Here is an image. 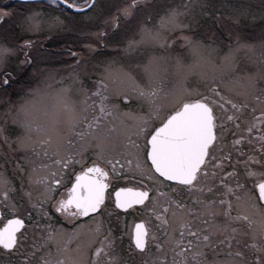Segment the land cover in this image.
I'll use <instances>...</instances> for the list:
<instances>
[{"label": "snow or ice", "instance_id": "6c2138e0", "mask_svg": "<svg viewBox=\"0 0 264 264\" xmlns=\"http://www.w3.org/2000/svg\"><path fill=\"white\" fill-rule=\"evenodd\" d=\"M62 2L69 8L75 9L89 8L90 4L94 6V0H83V4L79 0H72L71 3L70 0H62ZM53 3H56V0H53ZM262 3H264V0H262ZM137 4L138 0H128L123 7L118 8L117 14L110 18L111 28L116 29L118 27L120 17L132 16ZM189 7L191 5L186 6L183 12L186 13ZM12 11L7 5L0 7V22H7V19L12 15ZM181 15L182 12L177 9H170L161 15L158 21L159 27L148 33L151 40L161 45L171 43L168 37L163 35L162 30H175L176 28L186 27L181 22ZM29 22L30 25L35 26V16L29 17ZM217 22H220L221 27H216ZM53 23H60L59 18H53ZM105 23L107 26V22ZM213 27L219 33L217 42L227 41V44H225L227 51L221 57L222 62L227 66L233 64L235 53L241 49H253L256 46L254 43L248 42L249 37L236 30L235 22L233 25L223 27L219 13H216L213 17ZM94 35L98 37L97 44H103L104 39H106L105 34L97 32ZM182 39L184 41L183 47L189 51L197 62L206 59L205 53H211L215 50L213 42L209 41L208 44H205L201 39L196 38V34L184 35ZM31 43L30 40H24L23 46L19 50L14 46L0 45V63L17 51L24 57L22 61H19L21 65L30 63L31 57L23 49L29 48ZM131 43L133 42H130V45ZM95 46L89 45L90 48ZM259 46L264 49V28L260 32ZM69 54L74 57L78 55L71 52ZM177 67L191 66H185L177 59ZM110 71L109 67V75ZM145 73L149 77L148 86L137 85L135 91L139 97L148 102V112L123 114L135 121L134 131L125 127L123 121L119 120V116L116 115L118 105L106 103L108 97L102 94L101 90L106 93L108 84L105 83L104 79H101L95 93L92 94L99 97L98 109L95 107V100L89 104L90 97L87 90H85V95L81 101L84 107L80 110H77L74 103L67 96L65 89H61L55 94L54 101L51 104L43 101L37 103L34 98L25 100L17 108L13 116V123L24 128V136L29 144L26 145L24 140L19 138L18 144L21 147H27L34 156H39L42 150L43 155L49 157L51 164L62 165L66 169L69 163H80L89 148L96 149L95 154L99 159H102L108 146L112 143L114 135L119 132L125 140L124 150H126V155H135V168L141 171L142 174H148L149 179H152L158 173L159 177H163L167 181L177 182L190 193L193 191H211V187L206 186L202 181H207L210 175L215 177V170L218 167L223 171L221 167L223 161L229 160L231 155L229 153L223 158L212 155V149L217 147L220 139L217 135V128L219 127L223 133L224 121L214 115L210 100L205 102L206 98L203 96L193 98L191 90L188 89H181L174 93H164V100L171 104V109L165 116H161L160 113L164 107L159 99L161 90L154 86L150 65L145 66ZM106 78L108 77L106 76ZM9 79H11L10 75L6 74L3 83L7 85ZM215 88L216 85L213 84V90ZM254 88L255 82L249 80L245 88V94L251 92ZM118 95H122L124 100L129 98L126 93H118ZM227 103L231 104L232 109L245 107L243 104L238 106L232 103L231 100ZM89 109L93 113L91 118L87 115ZM109 116L113 118L111 121L107 120ZM154 118H159V126L152 131L149 124ZM226 119L232 121L235 117L227 115ZM218 121H220L219 125ZM61 124L64 125L63 129L59 127ZM251 130V128L247 129V131ZM133 135L137 138L141 135L145 137L146 159L150 161V166L147 169H145L139 156L140 145L131 139ZM33 136H35V139H33ZM261 139L264 140V136H261ZM239 142V140L235 141V143ZM61 153H64V155H61ZM52 156L56 158L51 159ZM108 163L112 165V172L116 173V163L118 161L113 163L112 160H109ZM126 163L131 166L132 160L127 159ZM209 164L212 166L211 173L209 172ZM38 167L48 169L49 166L42 164ZM153 169L154 173L152 172ZM250 174L256 175L255 172ZM223 175H228V173L223 172ZM56 177V172H49V174L44 175L37 173L34 169L33 174L28 179L30 182L43 186L45 198L52 200L55 211L61 213L69 221L76 217L87 216L89 213H96L97 217L100 215L97 210L101 209L104 204L105 190L109 187L108 170L101 167L96 161H93L88 167H83L75 175L74 182L67 190L66 199L63 195L59 199L54 198V189L60 184V180ZM124 179L127 180L128 176L125 175ZM4 183L7 184V180ZM219 183L223 184V180H220ZM242 187L240 184L235 185L237 189ZM225 189V196L232 194L238 206L252 211L248 214L241 212L237 216H232V201L228 199H222L218 202L204 201L193 195V205L175 200L171 201L175 205L172 215L178 217L180 229L179 237L173 240L172 244L174 249L177 250V256L182 257V259L176 260L175 264H246L243 260L244 253L240 251L235 253L229 251L225 257L217 256L211 261L207 259L205 254L206 249L216 250L218 247H224L225 245L231 248L234 235H224V233L230 231L235 234L237 232V228H230V224L234 221L246 223L247 231L243 234L251 235L253 238L252 246L257 248L259 252H264V173L259 174V181L254 184L256 191H253L247 197L236 196L232 186L225 185ZM172 190L175 191V189ZM149 191L150 189L143 187H118L110 195L115 197L117 207L126 209L133 204H144V201L149 199ZM253 196L256 197L255 200L252 199ZM5 198H7L6 193ZM217 204L226 205V207H223L221 211L216 209ZM194 205H199V207ZM34 206L40 207L41 205L36 204ZM162 208L163 212L166 213L169 205L165 204ZM220 215L225 218L223 222L216 219ZM250 215H256L258 219H250ZM204 217L207 218L204 219ZM160 218L158 215L157 219ZM163 223L167 224L168 221L165 219ZM96 224L95 231L99 233L100 222L97 220ZM23 227L24 220L17 215H12V218L3 221L2 226H0V247L7 250L10 255L19 253L21 264H30L29 257L35 256L37 243H33L28 252L22 251L25 247L26 236L25 232L18 234V230ZM185 232L190 237L189 239H185ZM221 236H223V239L219 238ZM71 238L69 237V240ZM148 238L149 229L145 226V223L143 221L137 223L132 236L135 248L142 251L146 250ZM256 238L260 241L259 245L255 243ZM152 239H155V237L153 236ZM47 242L57 245L55 254L49 249L44 254L47 259L42 256L37 264H84L81 255L68 254L70 251L68 242L64 240L61 233H50L45 237V242L40 243V249H43ZM113 243V240L104 237L101 245L95 248L93 264H99L98 258L101 255L106 257L110 264H118L117 258L110 255ZM160 247H163V245H160ZM234 257L242 259L237 262ZM254 259L257 264H261L259 256ZM164 260L166 261V257Z\"/></svg>", "mask_w": 264, "mask_h": 264}, {"label": "flooded vegetation", "instance_id": "af4514ba", "mask_svg": "<svg viewBox=\"0 0 264 264\" xmlns=\"http://www.w3.org/2000/svg\"><path fill=\"white\" fill-rule=\"evenodd\" d=\"M114 3H121V0H111ZM155 1V5L157 9L161 7L169 6L170 3H179L176 0H153ZM201 1V0H196ZM211 4L215 2L214 0H208ZM224 1V0H219ZM254 4L263 5V6H252L251 3L248 2V6H241L242 13H253L258 14V18L260 20L254 21L253 23L248 24L249 30L243 31V23L238 22L236 30L239 31L244 36L249 37V43H254L255 48L251 49V53L255 58V61L258 63L259 67L264 70V49H261L259 46V38L255 36L256 32L260 34L261 29L264 28V3L262 0H248ZM72 0H70V3ZM81 4H83V0H79ZM140 3V1L138 0ZM229 4L233 2V0H227ZM246 2V1H245ZM37 3H25L20 0H0V7H4L7 5L8 8L12 9V15L7 21L12 22V28L9 29L10 24L7 22H0V41L2 40L8 41V34L11 33L12 29H15L17 26L16 23L18 20L28 12L25 8H19L22 4H30L35 5ZM42 3V2H41ZM225 3V2H222ZM44 6L42 7L46 12H50L51 15H59L60 17L64 16L65 21H72L73 26L78 24L74 30H71L67 33L65 38H56L55 44L52 46V57L55 58V63L57 62L55 68L60 67L59 69H63V67H67V65L77 62V65L74 67H69L67 70L68 74H71L73 71H77L78 74L84 77L82 85H76L72 87H68L70 89L67 92L71 100L73 96L71 94H75L79 96V101L75 102V107L77 110H80L84 107L81 103L83 97L85 95V90H87V94L89 95V104L93 100L96 99L97 96L92 95L95 93L97 86L91 85L88 77L89 75H94L98 77V80H101L102 76L97 72H90L89 67L96 63L102 62L103 55L98 54L97 52L105 49L107 47L106 41L103 42V46L101 44H97L98 37L94 35L97 32H103L105 34L106 39L109 40V37L114 33L115 39L116 37H120L119 28L115 29H107L106 27L100 30V25L104 24V20L101 18L107 17L109 14H117V9L119 6H114L109 10H102L101 0H94V6H91L84 11H71L68 8L64 7L60 3H42ZM100 8V9H99ZM206 9L200 8V10H195V12H205L208 14L206 17L207 20L200 24V29L196 30L198 33L197 38H202L206 40V42L211 41L216 45L221 51L226 50L225 44H227L226 40L217 42V36L219 35L213 27V17L216 13L220 15H227L231 17L229 11H233V6H217L211 9L205 7ZM99 9V11H98ZM95 10L94 13H98L99 20L96 22H89V18L91 15L87 16L85 19L81 16H86L91 11ZM141 11V10H140ZM47 14V13H46ZM66 16V17H65ZM76 20L77 22L73 21ZM223 27L230 26L231 24L228 22L226 17L221 18ZM79 20H83L78 22ZM72 26V27H73ZM252 26V28H250ZM216 27H221L220 22H217ZM100 30V31H99ZM226 35V33H225ZM32 37V38H31ZM35 36L30 35H22V32H18V37L16 38V42L30 40L31 46L27 48L29 51H33L36 48H40L43 44H40L39 40L33 41ZM2 39V40H1ZM104 39V40H106ZM183 40V39H182ZM181 40V41H182ZM179 41V42H181ZM23 43V42H22ZM5 44V43H4ZM6 45V44H5ZM17 45V44H16ZM89 45H96L94 48H90ZM36 47V48H34ZM89 49H91L90 52ZM36 51H39L36 49ZM77 53V56H72L69 53ZM89 56V57H88ZM223 55L220 56V58ZM86 57V58H85ZM92 58V60H89ZM87 59V62H86ZM62 60L65 62L64 66H59L58 62ZM232 67V65L230 66ZM88 69V74L86 70ZM16 74H20V71ZM11 79L8 80V84L0 85V106L5 103V100L9 98L11 99V104L15 105L18 100H14L18 95L21 94H30L31 86L16 84V76L13 73H8ZM239 80L234 79L229 85V87H216L212 96L213 102L210 106L213 107L214 115L219 117L220 120L224 121L225 128L223 133L217 128V135L220 137L218 145L216 148L212 149V155H215L218 158H223L227 154L230 155L229 160H224L222 164L223 171L218 167L216 171L215 177L210 175L207 181H202L206 184V186L211 187V191L209 192H198L193 191L189 192L185 187L180 186L177 182L167 181L163 177H159V175L155 174L159 177L157 180L161 185H154L153 178L149 179L148 174H142L141 171L135 168L136 157L135 155L127 156L125 148V140L124 138L117 132L114 135L112 143L108 146L107 150L104 153V157L99 159L97 157L96 149L89 148V150L84 154L83 159L80 163H69V166L65 169L62 165H54L51 164L49 159L43 160V155L36 156L38 159L35 161L33 158V154L30 155V162H39L38 164H34L29 166L28 168L24 167V171L20 172L15 170L14 165H5L3 167L4 170L0 171V226H2V222L7 219L12 218V215H17L21 219L24 220V227L18 230V234L20 232H25L26 239L24 241L25 247L22 249L23 252H28L31 249V245L33 243H37V250L35 256H30V264H37V261L43 256L47 259V256L44 254L51 249L55 254L57 245L52 242H47L46 246L43 249H40V243L45 242V237H47L50 233H61L65 241L68 242V248L70 255L76 256L81 255L84 264H93V253L95 252V248L99 247L104 239L107 237L106 234V222H113L110 231L108 232V237L117 239L115 241L117 244L116 250L114 252L129 254L130 257L134 260L132 264H142V259L144 255H149L151 253V257L156 254L154 253L159 247V241L157 237L161 236L163 233V237L165 234L169 235L171 238H178L180 229H179V220L178 217H173L172 212L175 209V205L171 203L172 200L178 201L180 203H186L188 205H193L192 196L195 195L199 199L204 201H220L222 199H228L232 201V210L231 215L237 216L241 212H245L242 209H239L236 200L232 194H228L225 196V185L232 186L233 192H235L236 196L247 197L253 191L254 184L259 181V174L264 173V140L261 139V136H264V82L257 77L256 75H247V76H238ZM249 80L255 82V88L245 94V88ZM145 86V85H142ZM147 87V86H145ZM40 88V87H39ZM34 91H36L37 86L33 87ZM108 86V91L106 94L109 98H112L113 104L118 105V110L116 115L119 116V120L123 121V125L131 130L134 129L135 121L128 116L123 115L124 113H147L149 109L148 102L139 97L135 91L136 87L129 86L124 90H111ZM30 92V93H29ZM118 93H126L128 95V99L124 100L122 95H118ZM222 95V96H220ZM259 97V99H257ZM164 100V97H162ZM231 100L232 103L237 104L238 106L243 104L245 107L238 109H232L231 104H228L227 101ZM219 103H216V102ZM167 104V101H165ZM108 103V102H106ZM95 107L99 108V101H96ZM171 109V108H170ZM164 106L161 110V116H165L169 111ZM90 112H87L89 118L93 115L91 109ZM227 115H232L235 117L234 120L228 121L226 119ZM113 118L109 116L107 120L111 121ZM218 121V125H219ZM119 123V122H118ZM159 126V118H154L150 124V130L154 131L155 127ZM1 127V124H0ZM251 128V131H247V129ZM17 132L18 128L16 126H12L10 128V124L7 125L6 129L0 128V145H5L7 142V138L10 135V132ZM8 136V137H7ZM131 139L140 145L139 156L141 161L144 164L145 169L150 166V161L146 159V148H145V137L141 135L137 138L135 135L131 137ZM239 140V143H235V141ZM11 144V143H10ZM8 148L10 145H7ZM13 146V145H11ZM14 147V146H13ZM64 155V153H61ZM14 157V155H13ZM55 156H52L51 159H55ZM127 159L132 160V165L129 166L126 163ZM109 160H112L113 163H116V173L112 172V165L108 163ZM43 161H48V169L45 171H41L38 167L42 164ZM93 161H96L100 164L101 167H104L109 171L108 184L109 187L105 190V201L101 206V209H98L97 212L100 215L97 217L96 213H89L87 216H81L73 218L71 221L65 218L61 213L55 211L52 205V200L46 199L44 195H42L41 189L43 186L35 183V186H31L33 190L34 202L32 205L28 204V208L22 211L16 205L10 207V201L14 204L17 201H23V204L29 201V194L25 196L22 193V189L26 187L29 183L26 170H36L39 174L47 175L49 172H56L57 179L60 180V184L54 189V198L59 199L62 195L66 199L67 198V190L71 187L72 183L75 180V175L81 171L83 167H88L91 165ZM19 169L22 167L19 166ZM22 171V170H21ZM212 166L209 164V172L211 173ZM154 173V169L152 170ZM223 172H227L228 175H223ZM255 172L256 175H251L250 173ZM128 176V179L125 180L124 176ZM7 180V184L4 181ZM220 180H223V184L219 183ZM240 184L243 187L241 189L235 188V185ZM214 185V187H213ZM16 187L18 188V192L20 195L17 196ZM39 187V188H38ZM118 187H143L150 189L149 191V199L144 201V204H133L130 205L126 209H122L116 206L115 197L111 196L110 193H113ZM175 189L174 192H169V189ZM155 189V190H151ZM5 193L7 194V198H5ZM163 195H160V194ZM258 195V191H257ZM44 196V198H42ZM161 198V201L156 202L157 205H153V202L157 201ZM171 198V199H169ZM253 200L256 199L255 196L252 197ZM9 201V203H8ZM39 204L40 207H35L34 205ZM168 204V211L163 212L162 206ZM217 204L216 206H218ZM199 207V205H194ZM221 211L223 207L221 206ZM145 209V211H144ZM74 210V209H73ZM252 211V210H250ZM245 214H248L245 212ZM160 216V219H157V216ZM179 215V214H178ZM95 217V218H94ZM92 218H94L93 223L89 222ZM207 217H204L206 219ZM250 219H258L256 215H250ZM167 220L168 223L164 224L163 220ZM218 221L223 222L221 219H225L223 215L216 217ZM100 222V231L97 233L95 231L97 224L96 221ZM143 221L145 226L149 229V238L146 241V250H139L135 248L134 241L132 240V236L134 235L135 225L139 222ZM89 223L93 226L91 229V233L89 232ZM202 228V225H201ZM230 228H237V232L235 234L229 232L224 233V235H234V239L231 241V248H228L226 245L224 247H218L216 250L206 249L205 254L208 260H213L219 257H225L226 254L231 251L235 253L237 251L243 252V260L246 264H257L255 261V257H260L261 264H264V253L259 252L257 248L252 246L253 238L251 235H244L243 233L247 231L246 223L243 221H234L230 224ZM155 239H152V237ZM69 237H72L69 240ZM162 237V238H163ZM187 232H185V239H189ZM223 239V236L219 237ZM151 241L152 243H150ZM239 241V243H237ZM150 245H149V244ZM255 243L259 245L260 241L256 238ZM154 245V246H151ZM247 245V247H245ZM79 246V247H78ZM118 249V250H117ZM168 254H172L171 264H175V261L178 259H182V257H178L174 249L173 245H168L163 248ZM93 251L90 255V251ZM153 250V251H152ZM126 254V255H127ZM123 257V256H122ZM99 264H105V257L101 255L99 258ZM159 259L163 260V256H160ZM234 259L239 262L242 258L234 257ZM163 262V261H162ZM0 264H21V255L18 253L16 255H10L7 250L2 249L0 247ZM131 264V262L129 263ZM167 264V262H166Z\"/></svg>", "mask_w": 264, "mask_h": 264}, {"label": "rangeland", "instance_id": "374dc122", "mask_svg": "<svg viewBox=\"0 0 264 264\" xmlns=\"http://www.w3.org/2000/svg\"><path fill=\"white\" fill-rule=\"evenodd\" d=\"M137 8L134 10L133 15L127 18L120 17L119 25V34L120 37H116L113 33L109 40L106 39L107 47L99 52L104 56L102 58V62L96 63L89 67L90 72L97 71L102 78L105 80V83L111 87V90H124L131 87H137V85H145L148 86L149 77L145 73V66L150 65L152 79L154 82V86L161 90L160 100L164 104L167 110L171 108V104L167 102L165 104L162 97H164V93H174L181 89L191 90V95L193 98H200L201 96L205 97V101L213 102L212 96L214 93L213 84L216 87H229L230 83L234 79H238V76H247V75H256L264 82V70H262L258 63L255 61L254 56L251 53V49H241L237 53H235L234 62L232 67L225 65L220 56L224 55L227 51H221L216 45L215 50L211 53H205L206 59H202L199 62L189 53V51L183 47L184 41L182 37L184 35H192L196 34V38L199 37L196 30L200 29V24L205 20H207L208 9L205 12H195V10H200V8L206 9L205 7L211 9L217 6H233V11H229L231 17L225 15H220L221 18L226 17L228 22L233 25L235 22V28L237 27V23L241 22L245 26H243V31L249 30L248 24L253 23L257 20L258 14L253 13H242L241 6H248V0H233L231 4L227 2V0L219 1L214 0L212 4L208 0H176L179 3H170V5L166 7H161L160 9L155 8V1L153 0H139ZM172 1V0H171ZM246 1V2H245ZM128 0H121V3H114L111 0H101L102 10H109L114 6H119L120 8L127 3ZM225 2V3H222ZM44 3V1L42 2ZM41 2L36 4L37 6L30 4H22L19 8H25L28 12L18 20L16 23L15 29L11 30L9 33L8 41L5 39L0 41V45H9L14 46L18 50L22 48L23 41L16 42V38L18 37V32H22V35H30L35 36L33 41L39 40L40 44H43L36 51H29L27 48H24L23 51L27 52L31 57L30 63H26L21 65L19 61L24 59L23 55L20 54L19 51L15 52L13 55L9 56L4 62L0 63V85H3V79L6 78V74L13 73L16 76V84L20 86L25 85L31 86L29 93L30 94H21L18 95L14 100L17 101L15 105L11 104V99L7 98L5 103L0 106V124L3 130L6 129L7 125L10 124V128L12 126H16L18 128L17 132H10L9 137L7 138V142L5 145H0V171L4 170L3 167L5 165H14L15 170L23 172L24 167L28 168L34 164H38L39 162H30V155L32 154L27 147H21L18 144V138L24 140V143L27 145L29 142L26 140L24 133L25 130L19 124L13 123V116L17 110V108L25 101L32 100L33 98L37 103L47 102L51 104L54 101L55 94L61 90L65 89L67 96L71 99L70 95L67 93L70 91L68 87L82 85L84 77L78 74L77 71L71 72L68 74V68L74 67L77 65L76 62H73L67 67H63V69L55 68L57 62L55 63V58L52 57V46L55 44L56 38H65L67 33L71 30H74L78 24L73 26V22L69 20L65 21L64 16L60 17L59 15H51L49 12H46L42 7L44 4ZM252 6H263L250 2ZM191 5L188 8L186 13L183 12L186 6ZM100 9V8H99ZM98 9V11H99ZM170 9H177L182 12L181 22L186 25L184 28H176L175 30H162L163 35L167 36L171 43L161 45L160 43H156L149 37L148 33L150 31H154L159 27L158 21L161 15L165 14ZM141 10V11H140ZM95 10L88 13L86 16H81L82 18H86L91 15L89 18V22H96L99 20L98 13H94ZM47 13V14H46ZM116 14H109L105 18H101L106 23L100 25V30L104 27L107 29L111 28V16ZM35 16L36 24L35 26L30 25L29 17ZM66 17V16H65ZM53 18H59L60 23H53ZM260 20V18H258ZM74 22H77L73 19ZM83 20H79L81 22ZM10 24V28H12V22L7 21ZM73 26V27H72ZM116 28V29H117ZM252 28V26L250 27ZM115 29V30H116ZM99 30V31H100ZM113 30V29H112ZM257 38H259L260 34L258 32L255 33ZM249 34L247 37H250ZM32 38V37H31ZM201 39L205 44L209 42ZM182 40V41H181ZM181 41V42H179ZM130 42L131 43L130 45ZM5 43V44H4ZM17 44V45H16ZM103 46V44H101ZM91 49H89L90 51ZM91 52V51H90ZM92 53V52H91ZM89 57V56H88ZM86 58V57H85ZM177 59L181 61V63L185 66L191 67H177ZM89 60H92L90 58ZM87 62V59H86ZM59 66H64L65 62L60 60L58 62ZM109 67L111 69L109 75ZM20 71V74H16ZM88 74V69L86 70ZM126 74V75H125ZM106 76L108 78H106ZM91 85L99 86L98 77L94 75H89L88 77ZM37 86L36 91H34L33 87ZM40 87V88H39ZM114 93L113 91H111ZM73 99L71 100L74 104L79 101V96L75 94H71ZM106 95V94H104ZM107 96V95H106ZM222 96V95H220ZM108 97V96H107ZM3 100L4 98H0ZM95 101H99V97H96ZM112 98L107 99L106 102L113 104ZM212 104V103H211ZM210 104V105H211ZM90 112V110H89ZM117 113V112H116ZM161 114V113H160ZM63 129L64 125L61 124L59 126ZM35 139V136H33ZM11 143V144H10ZM7 145H10L8 148ZM13 145V146H11ZM41 155H43V151L41 150ZM14 155V157H13ZM35 161L37 157L32 155ZM43 160L49 159V157H45L43 155ZM42 164L48 165V161H43ZM41 164V165H42ZM22 168L19 169L18 167ZM22 170V171H21ZM41 171H45V169H41ZM27 176L33 174V171L28 169ZM29 180V179H28ZM154 185H161L158 182L157 176L153 177ZM31 186H35L34 182H30L26 185L24 189H22V193L29 198L27 203L23 204V201H17L15 204L10 201V207L16 205L22 211L28 208V204L32 205L34 202L33 190ZM39 188V187H38ZM17 196L20 195L18 192V188L16 187ZM42 195H44V189H41ZM169 192H174L172 188L169 189ZM44 198V196H42ZM161 201L159 198L157 201L153 202V205H157L156 202ZM9 203V201H8ZM216 209L221 210L220 205L215 206ZM239 209L244 210L245 212H250V209H245L242 206H238ZM145 211V209H144ZM173 216V215H172ZM95 218V217H94ZM94 218H92L89 222L93 223ZM224 221V219H221ZM89 223V232L91 233V229L93 226ZM113 222H106V234L108 237V232L112 226ZM163 233L161 236L157 237L160 245H163L165 248L168 245H173L172 241L177 238H171L169 235L165 234L163 237ZM163 237V238H162ZM110 240H113L114 243L112 245V250L110 255H114L118 264H129L135 260H133L129 254H123L118 252H114L116 250L117 244L115 241L117 239L108 237ZM152 243L151 241H149ZM149 244V243H148ZM150 245V244H149ZM154 246V245H151ZM118 250V249H117ZM142 251V250H141ZM153 251V250H152ZM92 250L90 251V255L92 254ZM152 257L151 253L147 256L144 255L142 259V264H171L172 254H168L163 251L162 247L160 250L155 251ZM264 253V252H263ZM123 256V257H122ZM160 256H163V260L159 259ZM166 257V261L164 258ZM106 258V257H105ZM105 264H110L107 258L104 260ZM163 261V262H162Z\"/></svg>", "mask_w": 264, "mask_h": 264}, {"label": "water", "instance_id": "95a60500", "mask_svg": "<svg viewBox=\"0 0 264 264\" xmlns=\"http://www.w3.org/2000/svg\"><path fill=\"white\" fill-rule=\"evenodd\" d=\"M62 2V0H60ZM63 3V2H62ZM85 9V8H84ZM75 10H80V9H75Z\"/></svg>", "mask_w": 264, "mask_h": 264}]
</instances>
